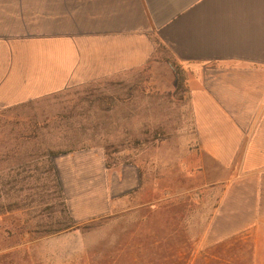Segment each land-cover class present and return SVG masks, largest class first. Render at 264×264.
Returning <instances> with one entry per match:
<instances>
[{"label":"crops","instance_id":"obj_1","mask_svg":"<svg viewBox=\"0 0 264 264\" xmlns=\"http://www.w3.org/2000/svg\"><path fill=\"white\" fill-rule=\"evenodd\" d=\"M171 63L190 75L189 136L226 176L195 251L233 241L223 254L245 257L224 264H264V0H0V109L136 79L144 111ZM90 153L56 159L63 183H111ZM139 187L136 171L122 191Z\"/></svg>","mask_w":264,"mask_h":264},{"label":"rangeland","instance_id":"obj_2","mask_svg":"<svg viewBox=\"0 0 264 264\" xmlns=\"http://www.w3.org/2000/svg\"><path fill=\"white\" fill-rule=\"evenodd\" d=\"M172 73L169 79L160 67L161 92L144 111L137 110L141 98L129 90L141 87L143 80L136 79L128 86L74 88L0 109V264L243 260L223 254L238 246L233 241L195 251L221 194L214 183L226 176L189 136L190 75L182 68ZM142 117L154 125L137 126ZM92 151L111 183L104 186L100 176L84 189L63 183L56 159L77 163ZM136 171L140 187L122 191Z\"/></svg>","mask_w":264,"mask_h":264},{"label":"trees","instance_id":"obj_3","mask_svg":"<svg viewBox=\"0 0 264 264\" xmlns=\"http://www.w3.org/2000/svg\"><path fill=\"white\" fill-rule=\"evenodd\" d=\"M170 67H171L172 70H175V69H177V68H180L177 64H174V63H171V64H170ZM174 68H175V69H174ZM66 228H68V225L65 226V227H63V228H59L58 230L66 229Z\"/></svg>","mask_w":264,"mask_h":264}]
</instances>
